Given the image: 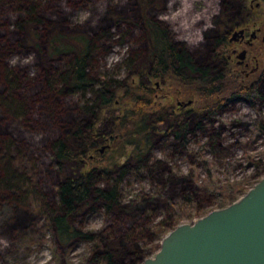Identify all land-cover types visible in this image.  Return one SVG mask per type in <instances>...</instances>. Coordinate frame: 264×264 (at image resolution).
I'll list each match as a JSON object with an SVG mask.
<instances>
[{
  "label": "rangeland",
  "instance_id": "1",
  "mask_svg": "<svg viewBox=\"0 0 264 264\" xmlns=\"http://www.w3.org/2000/svg\"><path fill=\"white\" fill-rule=\"evenodd\" d=\"M249 1L0 0V99L20 104V109L13 110L0 105V159L6 154L3 140L14 169L35 192L26 202H17L24 188L0 189V264H91L86 261L93 243L79 238L60 241L44 215L55 209L61 180L77 175L81 167L96 168L93 189L116 184L120 198L107 210L91 193L70 215L69 223L100 236L114 253L115 264H142L154 255L170 229L218 208L217 195L228 199L227 205L264 176V132L256 127L264 124L263 100H226L212 116L191 114L182 139L163 131L166 121L138 155L130 156L136 127L102 152L89 150L94 160H86L87 154L83 165L59 163L52 149L56 140L66 141L75 150L85 146V137L74 135L77 124L86 126L90 121L80 101L92 103L95 95L89 89H68L61 75L86 42L87 75L107 81L112 89L146 81L150 67L146 18L155 19L196 62L211 61L216 70L219 60L211 56L216 34L245 17L244 4L248 6ZM250 11L253 20L264 13V6ZM56 35H61V43L71 44L68 50H51ZM168 82L177 84L170 77ZM166 84L156 92L160 96L155 100L161 104L177 99L175 94L173 99L169 96ZM128 92L136 95L142 90L132 87ZM122 94L124 90L119 89L117 95ZM127 104L115 103L101 113L96 124L101 134L113 133L115 117ZM104 169L108 174H102ZM185 195L191 198L194 212L174 222L171 208Z\"/></svg>",
  "mask_w": 264,
  "mask_h": 264
},
{
  "label": "trees",
  "instance_id": "2",
  "mask_svg": "<svg viewBox=\"0 0 264 264\" xmlns=\"http://www.w3.org/2000/svg\"><path fill=\"white\" fill-rule=\"evenodd\" d=\"M29 11L32 13V6ZM31 18V14H29ZM35 20V19H34ZM29 22V21H27ZM145 27L147 30L148 38L150 41L149 47V58H150V67L151 72L149 76L152 79H157L163 75L165 78L166 85H169L168 88L169 96L175 94V97L179 98L191 96L195 100L197 106L200 110L202 108L211 109L210 114L216 112V109L219 108L226 100L225 98L229 95L230 91H237V86L222 87L219 85V81H226V79L220 76L221 73L215 74L213 63H199L196 62L190 53L186 52L180 44L172 42V40L167 36L166 30L152 18H146ZM61 35L53 36L51 40L52 51L64 52L69 49V45L63 44L58 40V37ZM57 40L58 44H55L54 41ZM73 49V48H72ZM89 45L88 42L85 43L83 50L81 49L78 53L75 51V57L72 62L68 65L61 75V80L63 84L68 86V89L76 91H86L89 89L95 95V100L92 103H88L87 100L82 99L80 101V106L83 109V112L89 114L90 121L83 126L77 124L76 130L74 132L75 136L85 137V146L80 150H75L64 140H56L53 143V151L55 156L58 159V162L63 161H80L84 157H87V151L96 149V143L99 140L100 133L98 126H96L100 115L102 112L106 111L112 105L119 103H128L125 106L123 112L117 115L115 126L112 128L113 133H118L119 136L127 138L131 127H136L134 129L135 138H133L134 143L145 133V139L147 140L151 136V130L156 128L154 126L158 121L149 123V119L145 115V107L147 102L145 100L153 99V92L149 93L150 98H148V89L145 86V83L140 79V81H130L128 84H120L116 88H110L108 82L100 81L95 78L89 77L86 73L87 67V53ZM180 64L182 66L194 67V70L197 71L196 78L198 87L191 89L184 85H180L177 81H181L176 74V65ZM143 71V70H142ZM141 70L139 72L142 73ZM145 72V71H144ZM170 77L171 81L177 82L174 86L168 82ZM194 80L193 78H190ZM103 82V83H102ZM15 83V81H14ZM264 82H260L259 85H264ZM132 84V85H130ZM132 87L136 89H141L142 93L133 95V93L128 92ZM123 89L124 94L117 95L118 90ZM255 91V90H253ZM220 93V94H219ZM190 94V95H188ZM219 95V96H218ZM217 96L221 97L220 100H213ZM259 96V93L253 92V98ZM118 97L120 99H118ZM181 97V98H182ZM263 97V96H260ZM172 98V97H171ZM173 99V98H172ZM118 100V102H115ZM132 104L129 106V104ZM0 105L6 106L9 110L14 108L20 109V104L17 100H1ZM22 108V107H21ZM132 110V111H131ZM176 130L178 128H186L187 123L184 125H176ZM257 128L259 131H264V124L258 123ZM176 137H180L184 132L176 131ZM145 131V132H144ZM6 149V154L0 159V189L1 190H14L24 188V192L16 198L17 202H26L29 195H32L29 186V181L25 178L24 175L20 174L12 164V158L10 156V149L8 143L2 140ZM186 140H183L185 144ZM88 160V159H87ZM89 163V162H88ZM86 168L80 169L79 173L75 176H68L61 180L57 186V195H56V205L55 209L44 215L47 218L49 224L54 227L57 238L64 242L68 243L72 239H82L84 241H90L93 244V247L90 251V256L86 262L90 261L91 264H115L116 257L114 253L109 250L107 246H104L103 239L87 231L77 229L69 223V217L74 213L76 208L85 203L91 196V193L94 194L95 200H98L102 205L108 210L114 207L119 202V190L116 184H110L107 188H102L97 186L93 189L95 184L94 182V173L96 168L85 170ZM102 174H108L107 170L104 169ZM92 194V195H93ZM191 198L188 195H185L182 202L178 203L177 206H173L172 214L177 222L183 217H191V211L194 212V207ZM218 207L225 206L228 199L224 196L217 195ZM48 211V210H47ZM137 251H135L136 253Z\"/></svg>",
  "mask_w": 264,
  "mask_h": 264
},
{
  "label": "flooded vegetation",
  "instance_id": "3",
  "mask_svg": "<svg viewBox=\"0 0 264 264\" xmlns=\"http://www.w3.org/2000/svg\"><path fill=\"white\" fill-rule=\"evenodd\" d=\"M262 6H264V0H255L254 3L253 0H250L248 6L244 4V11L247 10L245 13L246 16L233 25L226 26V28H223L216 34L215 41L211 48V56H214L219 60V65L215 70V74L221 73L220 76L226 79V81H219V85L222 87H238L237 91H229V95L225 100L241 98L250 103H253L255 100L264 101V85H259L260 82H264V13L253 20L250 19V10H255ZM240 30H242V32ZM234 32H237V34L233 35ZM150 72L151 67L147 69L145 75L146 81L144 83L148 89V98H150L149 93L153 92V99L145 100L147 102L145 115L149 119L150 124L151 122L158 121L154 125L156 128L153 129L152 127L151 135L157 133L161 124L166 121H168L169 124L163 131L166 134L171 132L172 135L176 136V132L172 131V128H176L175 126L179 124L184 125L186 118L191 114L204 112L206 115L212 116V114H210L211 109L202 108V110H200L191 96H187L184 99L177 98L171 102H169V100H163L164 104H161L159 100H155V98L160 96L156 92L162 91V84L165 83V78L162 75L159 81H153L149 76ZM176 74L181 80L177 81L181 86L184 85L191 89L198 87L196 80L198 74L197 71L194 70V67L177 64ZM190 78H193L194 80ZM164 92L162 97L165 96ZM253 92L259 93V96H256L255 99L252 97ZM149 107H156V110H154V108V111H151L152 109H149ZM218 109L219 108L216 109V112L213 113V115L217 113ZM177 130L180 132L182 130L184 133L188 131L187 127L178 128ZM121 135L124 136L123 134ZM122 136L120 137L118 133L111 132L108 136L101 134L97 141V143L101 142V147H96V149H98L97 151L102 152L105 148L111 147L113 143L115 144L123 139ZM179 138L182 139L183 135ZM131 143L132 147H135V149L132 150L130 156H132L133 153L138 155V153L145 151V144L147 146L145 133L140 137L139 142L137 141L134 143V141H132ZM88 152L89 151H87V153ZM94 157V154L88 153V161L94 160ZM86 160L81 159V164H85L87 162Z\"/></svg>",
  "mask_w": 264,
  "mask_h": 264
},
{
  "label": "water",
  "instance_id": "4",
  "mask_svg": "<svg viewBox=\"0 0 264 264\" xmlns=\"http://www.w3.org/2000/svg\"><path fill=\"white\" fill-rule=\"evenodd\" d=\"M142 264H264V176L240 198L170 229Z\"/></svg>",
  "mask_w": 264,
  "mask_h": 264
}]
</instances>
